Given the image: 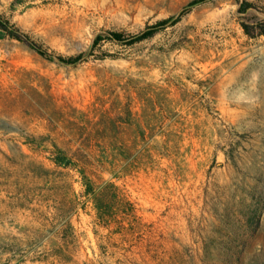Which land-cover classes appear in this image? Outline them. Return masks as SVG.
Returning <instances> with one entry per match:
<instances>
[{
  "label": "rangeland",
  "instance_id": "obj_1",
  "mask_svg": "<svg viewBox=\"0 0 264 264\" xmlns=\"http://www.w3.org/2000/svg\"><path fill=\"white\" fill-rule=\"evenodd\" d=\"M191 1L0 0L83 57L0 35V264H264V0Z\"/></svg>",
  "mask_w": 264,
  "mask_h": 264
},
{
  "label": "trees",
  "instance_id": "obj_2",
  "mask_svg": "<svg viewBox=\"0 0 264 264\" xmlns=\"http://www.w3.org/2000/svg\"><path fill=\"white\" fill-rule=\"evenodd\" d=\"M207 0H192L191 2H189L183 9L182 13L187 12L189 10H191L192 8L201 5L203 3H205ZM250 8H254V5L252 3L249 2H245L243 3V5L241 6V12L242 13H246ZM181 13V14H182ZM178 21V18H168L165 20H161L158 23H156L154 26L150 27L149 29H147V31H145L142 34L136 35L134 37H132L129 40H125L124 39V35L120 32H110L108 33V39L118 42V43H126V44H135L144 40H147L151 37H153L160 29L167 27L169 24H174ZM259 29H260V35H264V24H260L259 23ZM245 31L247 32V34H250V29L247 25H245ZM7 35L12 39H16L20 42H24L26 44H28V46L33 49L35 52H37L40 56H42L43 58L49 59V60H57L58 62H60L61 64L64 65H71V66H75L77 64L80 63V61L82 60V55H77V56H71V57H63V56H55L51 53H49L47 50L43 49L41 46L37 45L36 43L30 41L28 39V37L26 35H24L23 33H21L16 27L11 26L9 22H6L4 20H2V18L0 17V35ZM103 39L102 36H99L96 39V42H99ZM54 162L58 165V166H73L75 163L72 159H68L64 153L62 151H59V153L56 155ZM85 180L87 181V193L88 194H93L95 195V205L96 208L98 209L101 218H103L104 216H102L103 212L105 211H110L111 207L113 206V204L115 203V200L113 199V197L110 200H107L106 197V193L105 191H101L99 193H96V189L93 187V184L91 182L90 179H88L87 177H85ZM111 188H114V194L117 195L116 193V188L114 185H110ZM116 198V196H115ZM131 204V203H129ZM106 218V217H105Z\"/></svg>",
  "mask_w": 264,
  "mask_h": 264
}]
</instances>
